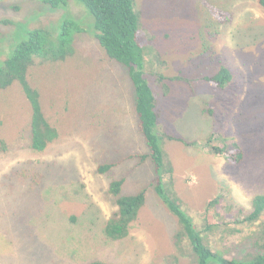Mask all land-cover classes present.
Segmentation results:
<instances>
[{"label": "rangeland", "instance_id": "1", "mask_svg": "<svg viewBox=\"0 0 264 264\" xmlns=\"http://www.w3.org/2000/svg\"><path fill=\"white\" fill-rule=\"evenodd\" d=\"M66 1L52 8L43 0H0V63L29 29L56 36L71 17L82 28L70 56L34 59L28 71L58 133L42 152L30 148L31 109L21 88L0 89V264H193L177 218L154 191V165L140 159L148 149L127 70L106 56L81 4ZM133 4L157 123L174 137L159 139L171 169L163 188H172L200 232L216 199V226L202 234L205 242L233 258L256 255L264 214L244 220L252 198L264 195V12L257 0ZM220 67L230 73L224 88L207 80ZM208 140L235 142L242 160L212 154ZM119 179L123 195L144 190L145 201L128 235L114 241L104 226L117 210L108 186Z\"/></svg>", "mask_w": 264, "mask_h": 264}, {"label": "trees", "instance_id": "2", "mask_svg": "<svg viewBox=\"0 0 264 264\" xmlns=\"http://www.w3.org/2000/svg\"><path fill=\"white\" fill-rule=\"evenodd\" d=\"M52 8L65 7L66 0H43ZM92 17L95 29V38L106 56L122 65L126 70L135 92V109L137 123L141 135L146 143L148 154L141 156L150 159L155 168L154 191L158 198L167 206L177 218L180 225L179 236L186 238L190 247L193 264H264V228L261 230L260 251L256 255L245 258H233L224 255L221 250H213L203 237V233L211 231L216 223L212 222L210 211L216 199L207 204L203 231H197L193 222L180 208V202L175 197L171 187L164 190L161 183L165 174L170 178L171 169L164 165L163 154L159 148V139H174L163 133L157 123V114L154 110V97L143 75L145 54L139 42L140 19L134 10L133 0H75ZM264 12V0H257ZM218 13V12H217ZM67 17V16H66ZM72 18V17H71ZM67 18L60 22L56 36L51 35L46 28L37 27L25 31L22 38L12 48L8 57L0 63V89H7L17 84L30 109V148L42 152L50 143L57 139V130L44 117L39 101V94L28 82V71L34 59L56 61L72 54V36L82 31V28L73 19ZM218 88H224L230 81L229 70L220 67L218 72L208 77ZM175 140L181 141L176 138ZM211 140V138H210ZM206 145L214 155H221L227 162L237 164L242 160V149L235 143L227 145ZM185 145H190L188 142ZM0 149L5 146L0 142ZM112 165H103L98 168L100 173L110 170ZM123 180H112L108 186V193L114 200L117 210L104 226V234L110 240L125 238L130 225L136 220L138 212L145 201V191L134 195H123L121 187ZM252 209L246 216L245 222L258 221L264 214V195H255L251 201ZM88 264H105L97 261Z\"/></svg>", "mask_w": 264, "mask_h": 264}]
</instances>
